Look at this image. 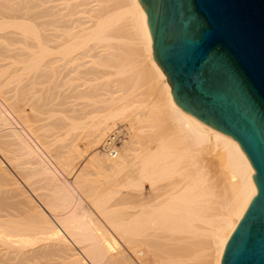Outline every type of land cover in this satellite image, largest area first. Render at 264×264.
I'll use <instances>...</instances> for the list:
<instances>
[{
  "label": "bare ground",
  "instance_id": "1",
  "mask_svg": "<svg viewBox=\"0 0 264 264\" xmlns=\"http://www.w3.org/2000/svg\"><path fill=\"white\" fill-rule=\"evenodd\" d=\"M0 40V57L18 60L17 70L25 72L14 75L12 113L26 112L35 84L53 82L64 90L70 130H82L90 145L103 147L110 135L122 134L119 123L128 125L117 157L96 150L72 185L60 183V171L33 142L13 130L0 136V149L23 152L55 195L54 208L65 211L16 200L24 194L0 162V190L7 187L0 194V264H60L65 255V264H138L128 250L139 257L146 252L141 264H201L208 249L212 264H221L256 196L255 171L238 142L174 103L139 0H0ZM26 75L33 84L21 86ZM4 111L0 129L10 124ZM70 155H60L64 164L74 161ZM143 179L149 181L145 198Z\"/></svg>",
  "mask_w": 264,
  "mask_h": 264
},
{
  "label": "water",
  "instance_id": "2",
  "mask_svg": "<svg viewBox=\"0 0 264 264\" xmlns=\"http://www.w3.org/2000/svg\"><path fill=\"white\" fill-rule=\"evenodd\" d=\"M174 103L233 138L256 196L221 264H264V0H139Z\"/></svg>",
  "mask_w": 264,
  "mask_h": 264
},
{
  "label": "rangeland",
  "instance_id": "3",
  "mask_svg": "<svg viewBox=\"0 0 264 264\" xmlns=\"http://www.w3.org/2000/svg\"><path fill=\"white\" fill-rule=\"evenodd\" d=\"M0 43H3V41L0 40ZM18 47H19V45H18ZM11 62L12 63L14 62V63L12 64ZM15 63L17 65H19V67L17 65H15ZM21 67H22V65L18 64V60H16V59H6V58L0 57V110H3V111L5 110L3 113L8 117V118L7 117L6 118L9 119V121H10V122L8 121L10 124L8 123L9 125L4 127L5 129L3 128L4 130L2 128H1L2 130L0 129V131H1L0 136H3L5 134L6 135L10 134L9 131L13 130L14 132H17L19 134V136H21L22 138L33 142L39 148L40 155L42 157H44L47 160V162H49L52 166L56 167V169L58 171H60V176H61L60 183H69L70 185H72L81 170L82 171L88 170L87 162H89V159H91V157L94 156L96 150L101 151L102 145L100 148H98L97 145H93V144L90 145L89 143H87L88 140L86 138V134H84V132L82 130H78V132H77V130L76 131L70 130L69 127H71V126H68V125H71L72 123L68 119H67L68 121H66V118H65V115L63 112V110H66L69 105H64L63 99L61 100L64 90L61 87H60V89H58L59 87L53 88L54 87V86L52 87L53 82H52L51 86H49L50 84H44V86H43V84H40L41 87H40V85L37 86V84L34 85L35 88L33 87V89H35V91L33 89L32 90L36 93H34L33 91H32L33 92L32 93L30 90L29 93H32L33 95H30V97L28 98V100H30V101H28V104L26 103V105H28V107L26 105L24 107L26 112L23 114H25V115H23L20 112H16V114L12 113L13 109L10 107H11V103L13 102V99L15 96V90L14 89L18 86V82L16 80H14L15 79L14 75L17 73H18V75H20V74L24 75L25 74V72L23 73L22 70H21V72H19L20 70H17ZM4 71H6V72H4ZM4 74H6V76ZM18 75H16V76H18ZM26 76L23 77L24 80H23L22 84H20L21 86L24 85L25 83H27L28 80H30L28 82L29 84H25V85L33 84V80L31 82V78H29V76H27V77ZM11 79H12V82H11L12 84L10 83ZM4 82H5V84H4ZM47 83H51V81H47ZM48 88H49L50 94H48L49 93ZM50 89H53V90H50ZM37 90H39V91L37 92ZM53 91H54V93H53ZM42 94L43 95L45 94L47 96L45 98H42V96H43ZM52 94H55V95H53L54 98H50L51 101H49V99H47V98H48V96L53 97ZM61 94H62V96L60 97ZM57 95H59V97ZM40 96H41V98H40ZM31 97H33V98L36 97L35 98L36 101L33 100V98H31ZM44 100L47 101L48 103L46 104V102H44ZM9 102H11V103H9ZM9 104H10V106H9ZM44 104H45V107H44ZM73 104H75V103H73ZM29 105H30V107H29ZM33 105H34V108H33ZM33 112H35V113L31 114ZM17 113L19 114V116L17 115ZM136 113H138V112H136ZM20 116H28V119L27 118L21 119L22 117L20 118ZM55 123H57V124H55ZM126 123L127 122L119 123L117 126V129H116V130L120 131L121 133H123V136H124V139L122 141L120 148L124 147L126 144V141H128V129H127L128 125ZM7 127L9 130L7 129ZM66 128L69 131H67ZM42 131H43V133H42ZM73 132H75V134ZM2 139H5V138H2ZM75 144H77L79 146V148H77V149L73 148L72 146H74ZM73 149H75V150L73 151ZM1 151H0V162H2V168L4 169V171L7 170L6 173L9 172L8 176L11 177L12 181L17 182V184H18L17 187L20 188L22 194H24V196H19L16 200H19V199L24 200L25 199L24 197H26V199L32 198L34 200V202L38 203V205L41 206V204H42L44 210H45V207H46V209L51 207L55 210L56 207L54 208V206L52 204V203H54V201H56L55 195L52 194V190L50 188H48L43 177L38 175V173L36 172L37 168L35 165L32 164L30 159L28 160L27 156H25L24 153L19 151V150H16V151L14 150L15 151L14 153L12 152L13 150L12 151L8 150V152H5V151H7V150H5V151H2V153H1ZM75 151L77 152L76 154H75ZM119 151H120V149H119ZM72 153H74L76 156ZM70 154L74 156V161L72 163H70V165H66V164H64L65 162L62 160V157H63V155L66 156V155H70ZM123 176L124 175H121L120 179L123 178ZM104 181L105 180H103V178H102V182H104ZM148 182H149L148 179L147 180L143 179L142 182L140 183V185L144 184V187L146 188V189H144L142 187L144 189L143 198H145L146 194H148V191H147L149 188ZM19 185H21V186H19ZM2 188H4V190H2ZM2 188H1V190L4 192L7 187H2ZM9 188L10 187H8V189ZM1 190H0V194L3 193ZM122 192H123V194H121V195H125L127 190L125 188H123ZM5 195H6V193H5ZM78 196L80 198L84 197V198H82L83 204H84L83 206L85 208H87V210L90 207L89 209H91L93 214H95L96 217L100 221H102L99 212H97L96 209H93L90 206V204L88 202L89 199L88 198L86 199L84 194H82V195L79 194ZM147 196H149V195H147ZM40 198L43 200L40 201L39 200ZM116 198H118V196ZM114 202L115 201H112V203H114ZM49 203L52 205H49ZM127 206H129V207H126V206L125 207H126V210L128 212H132V211L134 212L135 209L133 210V206H132V208L130 207L131 205H127ZM21 208L25 209L23 205H20V209ZM115 208H123V206L122 207L119 206V207H115ZM56 210H59V211H57V213L60 215H61V213H62V215L65 213V211H62V209H60V208H57ZM129 210H131V211H129ZM120 245L122 246L123 249L125 248L126 250L125 249L124 250L127 252L128 246L125 244L123 245V243H121V242H120ZM70 246H73V247H71L73 253L78 252V253L82 254V256H83V251H82L83 249L81 247H80L81 248V250H80V248H78L74 244H72ZM2 248H1L2 251L5 250L4 247H2ZM73 249H75L76 251L74 252ZM2 251H0V252H2ZM6 251H7V249H6ZM2 253H4V251ZM69 253H70V251H69ZM209 253H210V251L208 249V251L203 256L200 257L199 261H201V264H212V257L209 255ZM128 254L132 258V260L138 264H141L142 262L140 263V261H143L146 258H148L146 252H144L143 255L140 254L141 255L140 257L136 256L135 254H133V252H131L129 250H128ZM62 257L59 256V258L58 257L57 258L61 259ZM64 257H63V259L67 260L68 257L67 258H64ZM55 260H57V259H55ZM57 261H59V260H57ZM63 262H61V263L63 264ZM58 264H59V262H58ZM64 264H65V262H64ZM66 264H68V263H66ZM192 264H200V262L194 261V262H192Z\"/></svg>",
  "mask_w": 264,
  "mask_h": 264
},
{
  "label": "built area",
  "instance_id": "4",
  "mask_svg": "<svg viewBox=\"0 0 264 264\" xmlns=\"http://www.w3.org/2000/svg\"><path fill=\"white\" fill-rule=\"evenodd\" d=\"M123 139H124L123 133L122 134H118V133L112 134L106 139L101 150L106 155L110 156L111 158H115L118 155ZM142 187L146 189L144 187V184L142 185Z\"/></svg>",
  "mask_w": 264,
  "mask_h": 264
}]
</instances>
